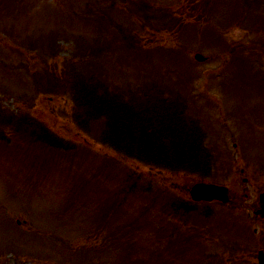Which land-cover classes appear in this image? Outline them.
Here are the masks:
<instances>
[{"label":"rangeland","instance_id":"obj_1","mask_svg":"<svg viewBox=\"0 0 264 264\" xmlns=\"http://www.w3.org/2000/svg\"><path fill=\"white\" fill-rule=\"evenodd\" d=\"M257 2L0 0V264L257 263ZM114 25L129 28L132 43ZM51 75L61 84L48 88ZM157 78L187 93L188 118L216 155L212 177L158 169L101 140L108 102L136 105L138 88ZM103 83L111 94L90 108ZM200 180L227 186V201L191 205Z\"/></svg>","mask_w":264,"mask_h":264},{"label":"trees","instance_id":"obj_2","mask_svg":"<svg viewBox=\"0 0 264 264\" xmlns=\"http://www.w3.org/2000/svg\"><path fill=\"white\" fill-rule=\"evenodd\" d=\"M257 1L260 2L257 7H264V0ZM94 17H89L87 21H92ZM114 26L124 41L132 43L133 36L129 28ZM72 59L74 54L71 53L69 61ZM69 63V66L74 67L72 61ZM57 77L51 75L46 80L52 82L47 84L48 88L61 84L56 80L62 77ZM90 81L98 80L90 77ZM165 84L167 82L161 78L145 82V85L138 88V95L134 96L138 100L136 105L108 102L114 108L108 112L107 134L101 140L149 166L209 177L215 159L205 140L206 133L202 126L188 118V103L184 94L178 88L173 89ZM110 94L109 87L105 83L101 84L98 94H91L92 101L88 99L91 103L89 107L97 108L105 103ZM110 97L123 96L119 94ZM176 206L177 202L174 208Z\"/></svg>","mask_w":264,"mask_h":264},{"label":"water","instance_id":"obj_3","mask_svg":"<svg viewBox=\"0 0 264 264\" xmlns=\"http://www.w3.org/2000/svg\"><path fill=\"white\" fill-rule=\"evenodd\" d=\"M195 57L199 60L203 59V56L199 53H196ZM190 195L194 200L219 199L221 201H225L228 199L227 188L225 186L205 182L194 183L190 188ZM258 205L259 207L257 209V213L264 217V190L258 195ZM258 258L259 264H264V256L262 251H259Z\"/></svg>","mask_w":264,"mask_h":264},{"label":"flooded vegetation","instance_id":"obj_4","mask_svg":"<svg viewBox=\"0 0 264 264\" xmlns=\"http://www.w3.org/2000/svg\"><path fill=\"white\" fill-rule=\"evenodd\" d=\"M253 218H254V219L262 220V221L264 222V218H259V217H257V216H254ZM255 242L264 245V232H263V234H262L261 236H257V237L255 238Z\"/></svg>","mask_w":264,"mask_h":264}]
</instances>
